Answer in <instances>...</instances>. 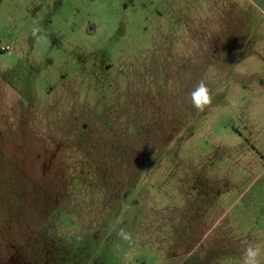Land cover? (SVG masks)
I'll list each match as a JSON object with an SVG mask.
<instances>
[{
    "label": "rangeland",
    "instance_id": "rangeland-1",
    "mask_svg": "<svg viewBox=\"0 0 264 264\" xmlns=\"http://www.w3.org/2000/svg\"><path fill=\"white\" fill-rule=\"evenodd\" d=\"M245 241L264 0H0V264H241Z\"/></svg>",
    "mask_w": 264,
    "mask_h": 264
},
{
    "label": "clouds",
    "instance_id": "clouds-1",
    "mask_svg": "<svg viewBox=\"0 0 264 264\" xmlns=\"http://www.w3.org/2000/svg\"><path fill=\"white\" fill-rule=\"evenodd\" d=\"M45 30L43 25L36 22L31 29L32 38L39 42L45 38ZM192 107L198 112H204L207 107L212 103V94L207 84L201 80L198 82L196 87L190 93ZM119 241H123L129 247L136 244V239L133 232L130 231L127 226L120 227L116 232ZM117 252L122 250V245L116 244ZM122 259L124 264H132L133 256L130 252H123ZM241 264H264V246L260 244H254L252 242L242 243V254H241Z\"/></svg>",
    "mask_w": 264,
    "mask_h": 264
},
{
    "label": "crops",
    "instance_id": "crops-1",
    "mask_svg": "<svg viewBox=\"0 0 264 264\" xmlns=\"http://www.w3.org/2000/svg\"><path fill=\"white\" fill-rule=\"evenodd\" d=\"M239 203V200H236L233 204H232V207H236L237 204ZM247 207V209L244 211L245 213H247V215H249L250 217L251 216H255L258 211L254 210L253 208H255V201H250L248 204L245 205ZM256 220H258L256 218ZM261 220V219H259Z\"/></svg>",
    "mask_w": 264,
    "mask_h": 264
},
{
    "label": "built area",
    "instance_id": "built-area-1",
    "mask_svg": "<svg viewBox=\"0 0 264 264\" xmlns=\"http://www.w3.org/2000/svg\"><path fill=\"white\" fill-rule=\"evenodd\" d=\"M8 49H6L5 51H7Z\"/></svg>",
    "mask_w": 264,
    "mask_h": 264
}]
</instances>
